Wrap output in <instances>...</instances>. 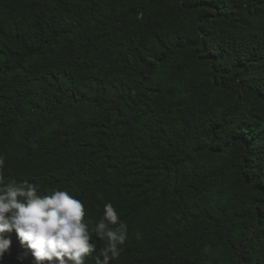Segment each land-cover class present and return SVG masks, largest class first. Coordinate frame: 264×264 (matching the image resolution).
I'll return each mask as SVG.
<instances>
[{"label":"trees","instance_id":"trees-1","mask_svg":"<svg viewBox=\"0 0 264 264\" xmlns=\"http://www.w3.org/2000/svg\"><path fill=\"white\" fill-rule=\"evenodd\" d=\"M0 156L112 203L108 264H264V0H0Z\"/></svg>","mask_w":264,"mask_h":264},{"label":"clouds","instance_id":"clouds-1","mask_svg":"<svg viewBox=\"0 0 264 264\" xmlns=\"http://www.w3.org/2000/svg\"><path fill=\"white\" fill-rule=\"evenodd\" d=\"M4 166L0 156V257L11 245L5 233L13 231L36 264H86L94 253L96 264L119 257L128 226L112 203L104 205L102 217L93 223L70 191L54 188L50 195L39 194L37 185L7 177ZM95 238L102 241L99 250Z\"/></svg>","mask_w":264,"mask_h":264}]
</instances>
